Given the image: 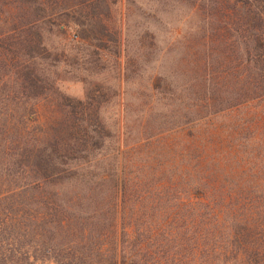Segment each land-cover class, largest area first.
I'll list each match as a JSON object with an SVG mask.
<instances>
[{"label": "rangeland", "instance_id": "1", "mask_svg": "<svg viewBox=\"0 0 264 264\" xmlns=\"http://www.w3.org/2000/svg\"><path fill=\"white\" fill-rule=\"evenodd\" d=\"M243 83L264 87V0H0V194L44 184L108 242L121 214L144 264H224L188 184L264 211V96Z\"/></svg>", "mask_w": 264, "mask_h": 264}, {"label": "trees", "instance_id": "2", "mask_svg": "<svg viewBox=\"0 0 264 264\" xmlns=\"http://www.w3.org/2000/svg\"><path fill=\"white\" fill-rule=\"evenodd\" d=\"M246 75L248 78H253L249 71ZM257 77L261 78V74ZM236 95L237 101L262 97L264 87L244 84L241 89L236 90ZM36 159L40 160L39 157ZM43 163L47 167L42 161H36V164L34 163L29 169L37 179H43L41 175L47 171L51 173L57 171L50 159ZM43 185L24 184L0 194V200L3 199L9 204L5 211L0 210V264L143 263L141 262L143 259L140 260L131 253L130 256L128 255L127 247L132 250L143 241L139 240L141 236L139 237L137 232L125 229L122 224L124 216L116 213L117 215L108 225L112 231L110 236H113L112 242H108L102 231L89 229L84 219L79 217L74 221L68 218L60 207H54L52 202H45V198L38 193ZM188 185L190 191L201 189L200 200L203 209L206 210L203 216L204 224L207 228L215 226L217 230L222 231L224 264H264V211L232 210L227 207L225 201L216 202V198L207 199L209 190L206 189L208 188L206 184L198 182ZM28 192H32L29 198L27 200L23 198L24 201H21L22 193ZM173 199L177 208L188 202ZM214 205L217 206L216 211L212 210ZM29 208H32L33 212ZM101 216V219L100 216H94L87 220L98 218L96 225L103 226L106 216ZM172 219L174 222H180L183 216L180 218V215L173 214ZM151 221L150 215L138 217L139 227L150 225ZM96 232L98 236L93 235ZM62 238L65 241H61ZM125 244L128 246L125 247Z\"/></svg>", "mask_w": 264, "mask_h": 264}]
</instances>
